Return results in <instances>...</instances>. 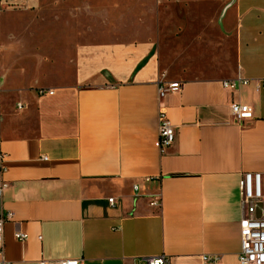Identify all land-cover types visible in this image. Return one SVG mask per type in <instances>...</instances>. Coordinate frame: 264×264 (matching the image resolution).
Listing matches in <instances>:
<instances>
[{"label":"crops","instance_id":"1","mask_svg":"<svg viewBox=\"0 0 264 264\" xmlns=\"http://www.w3.org/2000/svg\"><path fill=\"white\" fill-rule=\"evenodd\" d=\"M39 1L0 0L1 16ZM228 17L219 26L234 35L232 61L209 77L169 78L182 87L164 98L176 126L165 151L153 43L87 36L71 78L13 87L1 23L0 212L13 217L0 258L148 264L165 254L172 264H241L240 180L264 172V0H235ZM238 77L249 83L225 87ZM233 103L250 104L255 118L237 122Z\"/></svg>","mask_w":264,"mask_h":264},{"label":"rangeland","instance_id":"2","mask_svg":"<svg viewBox=\"0 0 264 264\" xmlns=\"http://www.w3.org/2000/svg\"><path fill=\"white\" fill-rule=\"evenodd\" d=\"M234 6L235 0H40L0 17L12 45L6 78L27 88L71 78L87 36L153 43L165 80L183 71L209 77L233 58L234 35L219 24Z\"/></svg>","mask_w":264,"mask_h":264},{"label":"built area","instance_id":"3","mask_svg":"<svg viewBox=\"0 0 264 264\" xmlns=\"http://www.w3.org/2000/svg\"><path fill=\"white\" fill-rule=\"evenodd\" d=\"M1 17V8H0ZM1 30V21H0ZM264 82V79H262ZM249 83L246 77H238L236 79L225 80V87L238 89L241 85ZM182 87V83L178 81L165 80L162 77L159 80V144L161 151H165L170 147L176 138V126L172 123L168 116L167 104L164 100L168 93L178 91ZM53 93L52 90L40 89L41 95L45 93ZM22 107V103H18ZM232 113L239 123H246L255 118L254 109L247 103H233L231 105ZM8 186L7 182L0 181V197L4 188ZM139 188L138 185L135 186ZM241 188V206L243 217L241 220V251L239 253V261L241 264H263L264 263V172L248 171L243 173L240 180ZM110 203L114 204L115 199L110 198ZM153 205H160V201H154ZM261 208V213L258 209ZM11 212H0V254L3 252L4 246V224L11 219ZM16 238L20 240L27 239V233L22 231L15 232ZM148 264H172L170 258L163 254L159 256H151L145 258ZM221 259V255H205V261L217 262ZM0 264H10L4 258H0ZM38 264H85L84 259L68 258V259H41Z\"/></svg>","mask_w":264,"mask_h":264}]
</instances>
